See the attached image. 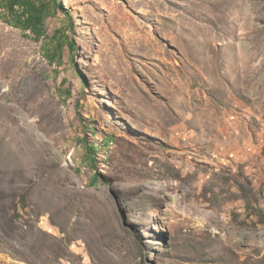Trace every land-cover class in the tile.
Returning a JSON list of instances; mask_svg holds the SVG:
<instances>
[{
    "label": "rangeland",
    "instance_id": "obj_1",
    "mask_svg": "<svg viewBox=\"0 0 264 264\" xmlns=\"http://www.w3.org/2000/svg\"><path fill=\"white\" fill-rule=\"evenodd\" d=\"M60 1V65L0 20V264H264V0Z\"/></svg>",
    "mask_w": 264,
    "mask_h": 264
},
{
    "label": "trees",
    "instance_id": "obj_2",
    "mask_svg": "<svg viewBox=\"0 0 264 264\" xmlns=\"http://www.w3.org/2000/svg\"><path fill=\"white\" fill-rule=\"evenodd\" d=\"M59 12L70 15L60 0H0V20L7 25L20 30L26 37L33 38L36 42L45 41L48 57L51 64H61L62 52L66 47L75 57L77 44L68 36L56 34L52 38L48 36L47 21ZM74 27V23H73ZM85 146L88 145L86 144ZM89 163L96 167L97 154L95 147L88 148ZM99 177L95 176L92 184L96 186Z\"/></svg>",
    "mask_w": 264,
    "mask_h": 264
}]
</instances>
